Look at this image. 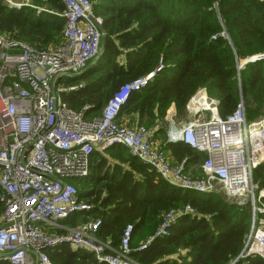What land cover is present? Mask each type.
Listing matches in <instances>:
<instances>
[{
	"label": "trees",
	"instance_id": "obj_1",
	"mask_svg": "<svg viewBox=\"0 0 264 264\" xmlns=\"http://www.w3.org/2000/svg\"><path fill=\"white\" fill-rule=\"evenodd\" d=\"M42 1L50 14L26 5L12 10L0 0V30L38 48L59 44L65 6L61 0H34L33 6L43 5ZM94 16L104 20V51L92 69L66 82L76 89L84 85L62 94L72 110L90 107L87 117H99L117 89L153 72L162 62L156 79L122 108L120 124V119L137 115L141 126H157L156 135L161 137L168 113L175 109L176 118L182 119L188 101L200 89L218 102L223 119L233 115L241 101L248 123L264 114V61L246 64L264 55V0H96ZM224 31L228 39L220 36ZM164 138V150L179 163L207 158ZM108 156L118 163H111ZM84 181L78 185L79 198L93 205L94 211L76 215L70 224L102 220L99 235L115 247L126 227L133 226L132 257L140 264H264L258 255L240 258L252 230L249 204L239 207L221 194L183 192L123 147L106 155L95 152L91 175ZM254 183L264 187V160L254 171ZM186 205L195 216L180 218L169 238L137 251L169 211ZM2 212L0 204V216ZM137 239L139 244L134 245ZM49 255L54 264H97L92 255L69 247Z\"/></svg>",
	"mask_w": 264,
	"mask_h": 264
},
{
	"label": "built area",
	"instance_id": "obj_2",
	"mask_svg": "<svg viewBox=\"0 0 264 264\" xmlns=\"http://www.w3.org/2000/svg\"><path fill=\"white\" fill-rule=\"evenodd\" d=\"M95 1L61 0L66 9L61 15L65 27L62 42L56 46L37 48L0 30V263L54 264L49 253L69 247L92 255L97 264H140L132 257L133 226L126 227L115 247L100 237V219L77 227L67 224L92 209L80 200L75 180L91 175L95 152L114 147L125 148L144 167L183 192L221 193L231 204H249L252 230L240 258L258 255L253 238L256 209L264 192L254 194L249 186L257 161L264 155V134L249 137L254 123L247 122L243 101L233 115L223 119L218 102L209 100L207 91L200 89L186 106L189 122L169 123L168 143L189 146L207 157L202 177H194L187 170V160L174 164L168 152L155 144L152 128L119 123L122 108L134 93L156 79L162 62L153 72L117 89L99 117L89 119L90 107L74 111L62 100L63 93L84 87L76 89L66 82L83 75L100 56L104 20L94 16ZM220 36L228 39L225 31ZM262 61L264 55L246 64ZM237 81L241 89L240 75ZM204 113L210 119L198 118ZM185 215L195 216V210L186 205L169 211L137 251L169 238Z\"/></svg>",
	"mask_w": 264,
	"mask_h": 264
},
{
	"label": "rangeland",
	"instance_id": "obj_3",
	"mask_svg": "<svg viewBox=\"0 0 264 264\" xmlns=\"http://www.w3.org/2000/svg\"><path fill=\"white\" fill-rule=\"evenodd\" d=\"M20 2H22V3H18V2H14V1H12L13 3H16V4H18L20 7H23V6H25L26 5V3H24L25 2V0H19ZM5 2H6V0H5ZM27 2V4H29V5H31L32 6V8H35V9H37V11L39 12V13H51V11L49 10L50 8L47 6H45V2L44 1H42L41 2V4H43V5H40V6H38V7H36V6H33V3H34V0H27L26 1ZM19 7V8H20ZM26 7H30V6H28V5H26ZM19 8H16V7H10L9 9H19ZM62 42V41H61ZM60 42V43H61ZM59 43V44H60ZM58 45V44H57ZM52 46H56V45H51V46H47V47H45V48H49V47H52ZM102 47V46H101ZM38 48V47H37ZM41 48H43V47H41ZM44 48V49H45ZM101 48H100V53H99V55H101ZM99 58H97L96 60H98ZM95 59L93 60V62L94 61H96ZM92 62V63H93ZM206 109V108H205ZM207 110V109H206ZM210 114L209 113H204L203 115H200V117H198V118H200V120H208V119H210ZM262 118H264V114L262 115V116H260V117H258L254 122H252V123H258V122H261L262 123ZM179 119H176V122L178 121ZM179 121H181V124H184V123H188L189 122V120L188 119H185L184 117L182 118V119H180ZM177 124H179L178 122H177ZM249 124H251V123H249ZM147 127H149V126H147ZM260 127V125L259 126H254V129L255 128H257V129H255L253 132H252V138H255V137H260L261 135H262V133H264V125H261V128L260 129H258ZM150 128V127H149ZM167 130V127L165 128V130L163 131V134H162V136L159 138V140H158V143L159 142H161V140H165V138H164V136H165V131ZM251 130V129H250ZM259 131H262V132H259ZM108 158H109V161L111 162V163H113V162H116V163H118V160H115V159H112L111 157H109L108 156ZM261 161H263V160H261ZM203 163H204V159L202 158V159H200V160H197V161H192V160H190V162H188V164L187 165H189V169L190 170H200L201 169V166L203 165ZM85 180V179H84ZM84 180H82V179H77V180H75V182H74V184H77V185H84V183H85V181ZM83 188V187H82ZM252 190L254 191V194H257V193H260V192H264V187H262L259 183H254L253 181H252V184H251V186H249V192H252ZM221 194V193H220ZM222 195V194H221ZM256 199H257V197H256ZM90 204V203H89ZM91 205V204H90ZM92 206V209H91V211L90 212H87V213H84V214H92L93 213V211H94V206L93 205H91ZM260 206H262L261 208H260ZM264 202L263 201H261V203L260 204H258V206H257V209H256V213L258 212V214H260L259 215V219H258V221H257V223H256V226H255V229H254V238H253V241L255 242V251L258 253V256H263L264 257V242H262L261 240H260V237L258 236V231H259V229H260V231H263L264 232ZM252 210V209H251ZM83 214V213H82ZM74 218V217H73ZM73 218H71V219H69L68 220V222H67V224L68 225H70L71 226V224H70V222L73 220ZM98 220V219H97ZM89 221H93V220H89ZM81 223H79V224H77V225H75V227H77V226H79ZM262 229V230H261ZM264 235V234H263ZM147 235L141 240V242L140 243H142V242H145L146 240H147ZM137 244H139V240L137 239V240H135L134 241V245H137ZM262 257V258H263Z\"/></svg>",
	"mask_w": 264,
	"mask_h": 264
},
{
	"label": "crops",
	"instance_id": "obj_4",
	"mask_svg": "<svg viewBox=\"0 0 264 264\" xmlns=\"http://www.w3.org/2000/svg\"><path fill=\"white\" fill-rule=\"evenodd\" d=\"M24 3H26V5H28L27 4V2L25 1ZM197 93V92H196ZM195 93V94H196ZM190 101V100H189ZM189 101H188V103H189ZM187 103V104H188ZM187 106V105H186ZM175 109H172L169 113H168V117H167V121H168V125H167V129H168V126H169V123L171 122V121H173V120H176L177 118H176V115H175V111H174ZM220 110V109H219ZM185 116H184V118L185 119H189L188 118V116H187V113H186V110H185V114H184ZM132 118V119H131ZM133 120V123L131 124V123H129V121H131V120ZM121 120V122L122 123H124V124H127L128 126H131V127H133V126H136V125H139V126H141L139 123H138V116L137 115H133L132 117H130V118H123V119H120ZM178 122H181V121H179L178 120ZM146 126V125H145ZM150 128H152L154 131H155V144L158 146V147H162L163 148V140H161V142H159L158 143V140H159V137H158V135H156V130H157V126H154V127H150ZM166 132H167V130L165 131V135H166ZM167 142V141H166ZM168 143V142H167ZM128 151V150H127ZM98 153H100V154H102V155H106V152L105 153H101V152H98ZM128 154H129V151H128ZM168 154H169V152H168ZM130 155V154H129ZM170 155V154H169ZM171 156V155H170ZM204 156H206V155H204ZM171 160H172V162L174 163V164H177V163H179V162H177L172 156H171ZM202 167V166H201ZM187 170H188V172L192 175V176H194V177H202V175H203V173H202V168L200 169V170H190L189 169V165H187ZM178 223H179V221H178ZM178 223L176 224V225H178ZM176 225L174 226V228L176 227ZM173 228V229H174ZM143 243V242H142ZM141 243V244H142ZM140 244V245H141ZM139 245V246H140Z\"/></svg>",
	"mask_w": 264,
	"mask_h": 264
},
{
	"label": "bare ground",
	"instance_id": "obj_5",
	"mask_svg": "<svg viewBox=\"0 0 264 264\" xmlns=\"http://www.w3.org/2000/svg\"><path fill=\"white\" fill-rule=\"evenodd\" d=\"M6 5L10 8V7H16V8H19L20 6L18 5V4H16V3H13L12 1H9V0H6ZM21 8V7H20ZM206 107H204V110H206V109H208V108H206ZM210 109V108H209ZM260 125V127L258 128V129H260L261 128V125H264V119H262V124H260V123H254V124H251V128H249V129H251L250 131V134H249V137H251L252 136V132L255 130V129H257V128H255L254 129V126H259ZM259 132H262V131H259ZM264 134V133H263ZM252 138V137H251ZM255 138H258V137H255ZM255 138H252V139H255ZM261 160H264V155L262 156V158H261ZM261 160H259V161H257V165H256V167L262 162ZM261 233H259V236H261V238H263L264 239V232L263 231H260Z\"/></svg>",
	"mask_w": 264,
	"mask_h": 264
},
{
	"label": "water",
	"instance_id": "obj_6",
	"mask_svg": "<svg viewBox=\"0 0 264 264\" xmlns=\"http://www.w3.org/2000/svg\"><path fill=\"white\" fill-rule=\"evenodd\" d=\"M102 32H103V37H102V47H101V52H103L104 51V45H105V32L102 30ZM98 62H97V60L95 61V62H93L87 69H86V71H89L90 69H92L96 64H97ZM240 67V66H239ZM239 70H241V68H239ZM85 71V72H86Z\"/></svg>",
	"mask_w": 264,
	"mask_h": 264
}]
</instances>
